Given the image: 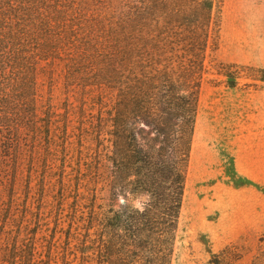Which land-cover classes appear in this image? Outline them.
Returning a JSON list of instances; mask_svg holds the SVG:
<instances>
[{
    "label": "trees",
    "instance_id": "1",
    "mask_svg": "<svg viewBox=\"0 0 264 264\" xmlns=\"http://www.w3.org/2000/svg\"><path fill=\"white\" fill-rule=\"evenodd\" d=\"M222 1L116 0L108 19L93 0H0V264H172ZM58 69L63 89L93 98L94 122H84L85 104L58 114L40 105V79L51 87ZM217 74L230 88L242 75L264 82V70L235 64H218ZM73 118L84 120L81 143L92 126L98 168L109 165L113 195L126 201L105 209L94 190L81 193L87 216L64 248L40 252L37 232L25 231L12 210L16 184L26 163L63 153L60 134L72 148ZM128 196L145 201L136 207ZM244 257L232 244L203 264H264V249Z\"/></svg>",
    "mask_w": 264,
    "mask_h": 264
},
{
    "label": "rangeland",
    "instance_id": "2",
    "mask_svg": "<svg viewBox=\"0 0 264 264\" xmlns=\"http://www.w3.org/2000/svg\"><path fill=\"white\" fill-rule=\"evenodd\" d=\"M119 1L130 6L137 2ZM93 4L95 12L108 19L111 10L119 8L116 0H93ZM220 63L264 70V0L221 3L220 35L216 50L209 51L206 61L208 74L199 95L172 264H203L232 244L243 248L244 261L249 262L264 249V82L242 75L237 88L227 87L217 74ZM245 73L254 74L246 69ZM40 83V105L51 104L57 114L70 104H85L89 109L85 121L72 119L75 130L71 126L69 134L75 136L69 141L74 143L71 149L68 136L60 134L56 145L65 146L61 147L63 153L49 152L58 155L56 161L46 153V157L26 163L19 173L12 210L18 222L26 225L25 231L37 232L42 252L52 244L64 248L67 237L87 216L89 201L76 200L81 193L90 197L89 190H94L97 204L105 209L118 208L126 200L113 195L109 165L98 168L92 126L87 139L82 143L78 139L82 122H94L97 108L91 105L93 98L86 101L81 90L68 93L63 89L60 69L51 87L48 79H40ZM127 200L141 207L145 197L128 196ZM57 262L61 264V260Z\"/></svg>",
    "mask_w": 264,
    "mask_h": 264
}]
</instances>
